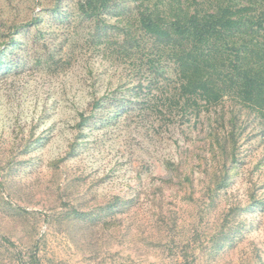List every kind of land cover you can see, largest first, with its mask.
Instances as JSON below:
<instances>
[{
  "label": "rangeland",
  "instance_id": "1",
  "mask_svg": "<svg viewBox=\"0 0 264 264\" xmlns=\"http://www.w3.org/2000/svg\"><path fill=\"white\" fill-rule=\"evenodd\" d=\"M85 1L0 0V264H264L263 120L227 100L170 122L178 75L148 39L120 47L126 25L141 37L136 5L88 19ZM209 129L238 139L215 192ZM190 154L194 191L161 183L165 162Z\"/></svg>",
  "mask_w": 264,
  "mask_h": 264
},
{
  "label": "trees",
  "instance_id": "2",
  "mask_svg": "<svg viewBox=\"0 0 264 264\" xmlns=\"http://www.w3.org/2000/svg\"><path fill=\"white\" fill-rule=\"evenodd\" d=\"M126 1L136 5V31L141 37L134 35L130 26L123 27L120 32L128 48L122 43V52L141 50L140 41L148 39L166 67L178 75L177 92L166 100L163 98V106L170 112V122L175 118L173 111L181 116L183 124H190L194 118L198 121L205 108L229 100L261 118L264 124V0H86L79 5V10L84 18L95 19L103 14L111 15L114 6L121 8ZM58 8L60 3L55 11ZM42 19L37 17L33 22L15 26L14 33L33 23H41ZM101 25L97 23L98 32L94 34L98 39H102L106 31ZM13 42L14 39L7 45ZM4 53L5 49H0V61ZM152 62V69L159 75L163 69L155 60ZM101 106L99 98L92 106L91 115L81 111L76 127L83 130ZM231 112L235 114L231 118L235 130L239 116L236 111ZM209 131L212 159L220 157V162L211 168L212 181L209 180V183L215 182L209 191L215 192L231 182L238 139L235 133L221 136L214 129ZM196 156L199 165L207 159L205 153ZM194 161L191 154L185 160L166 161V176L159 177L161 183L177 181L193 192ZM208 169L206 177L210 179ZM72 221L79 222L80 218ZM33 260L37 262V257Z\"/></svg>",
  "mask_w": 264,
  "mask_h": 264
}]
</instances>
